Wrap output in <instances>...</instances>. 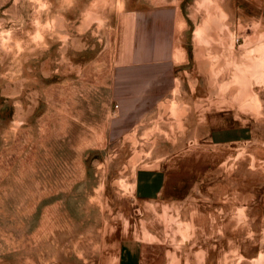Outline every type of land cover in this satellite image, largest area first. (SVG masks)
<instances>
[{
  "label": "rangeland",
  "instance_id": "1",
  "mask_svg": "<svg viewBox=\"0 0 264 264\" xmlns=\"http://www.w3.org/2000/svg\"><path fill=\"white\" fill-rule=\"evenodd\" d=\"M146 4L179 7L175 83L120 127L117 20ZM0 264H264V0H0Z\"/></svg>",
  "mask_w": 264,
  "mask_h": 264
},
{
  "label": "crops",
  "instance_id": "2",
  "mask_svg": "<svg viewBox=\"0 0 264 264\" xmlns=\"http://www.w3.org/2000/svg\"><path fill=\"white\" fill-rule=\"evenodd\" d=\"M178 19L179 7L174 4L128 6L120 13L110 85L116 102L111 110L117 126H134L173 90ZM247 133L245 129L229 127L213 130L209 136L212 142L224 144L242 139ZM168 177L165 168H138L133 179L137 197H158L166 191Z\"/></svg>",
  "mask_w": 264,
  "mask_h": 264
},
{
  "label": "built area",
  "instance_id": "3",
  "mask_svg": "<svg viewBox=\"0 0 264 264\" xmlns=\"http://www.w3.org/2000/svg\"><path fill=\"white\" fill-rule=\"evenodd\" d=\"M117 106V105H116Z\"/></svg>",
  "mask_w": 264,
  "mask_h": 264
}]
</instances>
